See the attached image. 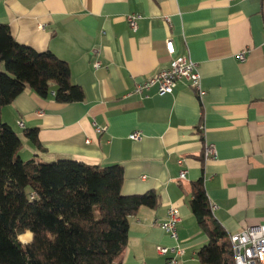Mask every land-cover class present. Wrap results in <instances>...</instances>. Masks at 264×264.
<instances>
[{
  "label": "crops",
  "instance_id": "0c3cea01",
  "mask_svg": "<svg viewBox=\"0 0 264 264\" xmlns=\"http://www.w3.org/2000/svg\"><path fill=\"white\" fill-rule=\"evenodd\" d=\"M129 13L143 15L137 31ZM0 24L67 61L85 93L83 101L59 103L28 90L3 107V121L22 138L21 157L120 164L125 195L158 194L157 208L131 218L121 264H166L158 245H180L179 264H202L208 236L190 206L200 178L227 235L264 223V0H0ZM170 39L174 56L197 63L203 98L184 80L169 94L157 86L134 92L170 65ZM34 128L40 147L25 136ZM135 131L141 140L130 138ZM205 141L215 144L216 158L205 160ZM170 206L180 210L176 241L161 227Z\"/></svg>",
  "mask_w": 264,
  "mask_h": 264
},
{
  "label": "trees",
  "instance_id": "16d2710c",
  "mask_svg": "<svg viewBox=\"0 0 264 264\" xmlns=\"http://www.w3.org/2000/svg\"><path fill=\"white\" fill-rule=\"evenodd\" d=\"M0 264H121L131 218L157 208L158 194L125 195L124 168L71 158L43 161L19 156L23 141L3 121L1 109L24 91L53 95L59 103L85 99L67 61L54 52L19 42L0 24ZM25 136L38 147L37 128ZM192 212L207 236L198 251L202 264H236L228 235L214 217L204 180L193 182ZM32 233L23 242L20 236ZM22 238V237H21Z\"/></svg>",
  "mask_w": 264,
  "mask_h": 264
},
{
  "label": "built area",
  "instance_id": "2783aa9c",
  "mask_svg": "<svg viewBox=\"0 0 264 264\" xmlns=\"http://www.w3.org/2000/svg\"><path fill=\"white\" fill-rule=\"evenodd\" d=\"M143 18L140 13H129L126 15L127 22L133 31L139 28V22ZM170 21V18H168ZM167 53L171 56L170 65L163 68L154 75L148 77L144 81L137 84L134 92L144 93L153 86H157L160 95L172 93L179 81L184 80L193 87L198 96L203 98L206 90L202 85V77L198 69V65L191 58L186 56H174L176 52L173 40L166 42ZM96 52L97 50H93ZM248 49L240 52L239 58L244 61L247 58ZM101 65L100 61L95 62V67ZM23 126V122H19ZM204 125H200L201 131L204 130ZM98 132L105 130V127L96 126ZM133 140H141L142 133L135 131L130 135ZM217 157V148L215 144L205 141L204 143V158L205 160L214 159ZM183 163V160H180ZM186 169H182L180 177H186ZM212 211L216 205H210ZM181 220L180 210L176 206H170L167 211V217L161 223L162 229L175 241L178 239V224ZM231 242L232 252L236 264H264V223L251 225L239 232H234L228 235ZM157 251L161 255L167 256L166 264H179V255L184 254V249L180 245L165 246L158 245Z\"/></svg>",
  "mask_w": 264,
  "mask_h": 264
},
{
  "label": "rangeland",
  "instance_id": "374dc122",
  "mask_svg": "<svg viewBox=\"0 0 264 264\" xmlns=\"http://www.w3.org/2000/svg\"><path fill=\"white\" fill-rule=\"evenodd\" d=\"M5 70V66H4V64H0V72H3ZM19 156L21 157V155L19 154ZM26 157V156H25ZM23 158L24 160H28V159H30V158H28V157H26V158ZM23 239V238H22Z\"/></svg>",
  "mask_w": 264,
  "mask_h": 264
},
{
  "label": "bare ground",
  "instance_id": "6f19581e",
  "mask_svg": "<svg viewBox=\"0 0 264 264\" xmlns=\"http://www.w3.org/2000/svg\"><path fill=\"white\" fill-rule=\"evenodd\" d=\"M22 238H23V239H25V237H24V236H23ZM25 240H26V239H25ZM26 241H27V240H26Z\"/></svg>",
  "mask_w": 264,
  "mask_h": 264
}]
</instances>
